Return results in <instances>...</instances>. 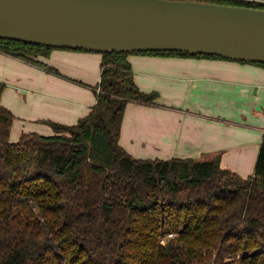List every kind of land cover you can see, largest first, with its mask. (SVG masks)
Here are the masks:
<instances>
[{"label":"trees","instance_id":"16d2710c","mask_svg":"<svg viewBox=\"0 0 264 264\" xmlns=\"http://www.w3.org/2000/svg\"><path fill=\"white\" fill-rule=\"evenodd\" d=\"M197 1L264 10V0ZM54 49L92 52L0 39V52L59 75L39 61ZM97 53L95 104L73 125L47 121L52 135L10 140L0 82V264H264V132L245 178L219 155L139 159L119 143L127 105L158 99L135 84L129 55L222 58Z\"/></svg>","mask_w":264,"mask_h":264},{"label":"crops","instance_id":"0c3cea01","mask_svg":"<svg viewBox=\"0 0 264 264\" xmlns=\"http://www.w3.org/2000/svg\"><path fill=\"white\" fill-rule=\"evenodd\" d=\"M58 74L0 52L1 103L22 133L52 135L46 123L73 125L96 101L101 54L54 49L39 58ZM133 79L156 104L129 103L119 143L139 159L220 156V167L245 178L254 170L264 132V68L223 59L131 54Z\"/></svg>","mask_w":264,"mask_h":264},{"label":"water","instance_id":"95a60500","mask_svg":"<svg viewBox=\"0 0 264 264\" xmlns=\"http://www.w3.org/2000/svg\"><path fill=\"white\" fill-rule=\"evenodd\" d=\"M0 39L264 64V10L197 0H0Z\"/></svg>","mask_w":264,"mask_h":264},{"label":"built area","instance_id":"2783aa9c","mask_svg":"<svg viewBox=\"0 0 264 264\" xmlns=\"http://www.w3.org/2000/svg\"><path fill=\"white\" fill-rule=\"evenodd\" d=\"M168 237H169V238L172 237V234H169ZM165 240H166V238L163 239V240H161V243H162V244H165V242H166Z\"/></svg>","mask_w":264,"mask_h":264},{"label":"rangeland","instance_id":"374dc122","mask_svg":"<svg viewBox=\"0 0 264 264\" xmlns=\"http://www.w3.org/2000/svg\"><path fill=\"white\" fill-rule=\"evenodd\" d=\"M252 175V174H251Z\"/></svg>","mask_w":264,"mask_h":264}]
</instances>
